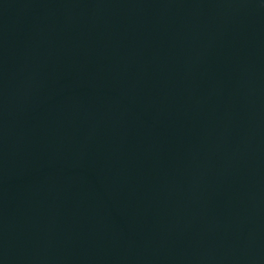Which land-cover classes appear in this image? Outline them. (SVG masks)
I'll list each match as a JSON object with an SVG mask.
<instances>
[{"label":"water","instance_id":"water-1","mask_svg":"<svg viewBox=\"0 0 264 264\" xmlns=\"http://www.w3.org/2000/svg\"><path fill=\"white\" fill-rule=\"evenodd\" d=\"M0 264H264V0H0Z\"/></svg>","mask_w":264,"mask_h":264}]
</instances>
